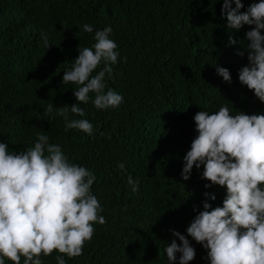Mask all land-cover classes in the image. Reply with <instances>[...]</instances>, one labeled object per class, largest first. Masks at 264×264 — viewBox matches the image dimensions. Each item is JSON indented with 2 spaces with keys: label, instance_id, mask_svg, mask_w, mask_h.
I'll list each match as a JSON object with an SVG mask.
<instances>
[{
  "label": "trees",
  "instance_id": "obj_1",
  "mask_svg": "<svg viewBox=\"0 0 264 264\" xmlns=\"http://www.w3.org/2000/svg\"><path fill=\"white\" fill-rule=\"evenodd\" d=\"M242 2L246 9L253 0ZM222 3L0 0V140L19 152L43 132L97 177L93 192L106 223L94 225L82 255L65 256L67 264H167L164 247L173 238L169 229L187 235L197 214L193 206L203 210L205 191L216 196L209 200L212 207L222 205L225 188L206 189L202 167L194 166L187 181L180 175L182 158L196 135L193 117L198 111L227 105L232 113L264 112V102L238 80L239 68L248 61L247 50L241 57L236 49L248 43L245 33L254 26L229 32L221 18ZM84 23L94 31L112 27L121 60L107 87L124 97L116 109L79 105L96 129L91 137L75 129L65 132L63 118L45 113L49 104L75 102L72 88L77 86L61 81L78 47L94 42V33L80 30ZM42 33L49 37L48 48ZM230 35L244 41L228 46ZM215 65L230 70L231 83L217 75ZM121 162L126 171L117 167ZM129 174L139 181L137 194L127 187ZM189 239L196 250L189 264H208L207 251ZM55 255L54 250L42 257L43 264H56Z\"/></svg>",
  "mask_w": 264,
  "mask_h": 264
},
{
  "label": "clouds",
  "instance_id": "obj_2",
  "mask_svg": "<svg viewBox=\"0 0 264 264\" xmlns=\"http://www.w3.org/2000/svg\"><path fill=\"white\" fill-rule=\"evenodd\" d=\"M241 9L242 0H223L221 18H226L229 32L254 26L245 33L248 43L236 49L241 57L247 50L248 61L239 68L238 80L264 102V0H253ZM79 28L94 33V42L78 47V56L63 71L62 84L77 86L72 88L75 102L49 104L45 113L63 118L65 132L75 129L91 137L96 129L79 105L91 102L103 111L122 104L123 95L107 87L121 56L111 26L94 31L84 23ZM41 38L48 48V35L42 33ZM244 40L230 35L228 46ZM215 71L224 82H232L227 67L215 65ZM193 119L196 135L182 158L180 175L187 181L194 166L202 167L200 178L209 182L204 187L219 185L225 195L221 206L212 207L209 200L214 201L215 194L203 193V210L193 206L197 214L186 227L187 235L169 229L173 238L164 247L167 264L194 260L196 250L189 237L207 251L208 264H264V112L232 113L224 105L213 112L201 109ZM49 140L37 132L33 146L19 152L0 140V264H43L42 257L54 250L56 264H67L65 256L82 255L94 225L106 223L93 192L95 172L70 160L59 143ZM117 167L126 171L123 162ZM126 183L131 193L139 192V181L131 174Z\"/></svg>",
  "mask_w": 264,
  "mask_h": 264
}]
</instances>
